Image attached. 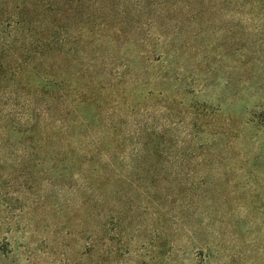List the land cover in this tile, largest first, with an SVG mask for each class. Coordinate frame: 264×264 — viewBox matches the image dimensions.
<instances>
[{"label": "rangeland", "instance_id": "obj_1", "mask_svg": "<svg viewBox=\"0 0 264 264\" xmlns=\"http://www.w3.org/2000/svg\"><path fill=\"white\" fill-rule=\"evenodd\" d=\"M102 8L125 38L81 36L76 62L120 73L118 134L24 155L0 127V264H264V0Z\"/></svg>", "mask_w": 264, "mask_h": 264}, {"label": "trees", "instance_id": "obj_2", "mask_svg": "<svg viewBox=\"0 0 264 264\" xmlns=\"http://www.w3.org/2000/svg\"><path fill=\"white\" fill-rule=\"evenodd\" d=\"M109 1L117 0H0V107H12L0 110V127L25 136L18 149L24 155L43 152L53 136L62 142L53 151L68 154L67 144L81 135L98 158L108 156L101 146L119 131L113 122L123 93L118 87L121 75L96 73L102 50L94 45L87 61H76L81 36L111 43L125 38L110 25V18L102 16L106 10L102 5L107 8ZM76 19L81 20L78 27ZM160 36L158 45L176 42ZM176 53H166L168 60ZM106 88L111 94L103 101ZM105 102H115L114 107H105ZM87 109H96L97 114L90 119ZM122 148L119 143L113 152ZM88 166L82 163L81 169Z\"/></svg>", "mask_w": 264, "mask_h": 264}]
</instances>
